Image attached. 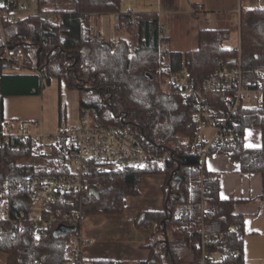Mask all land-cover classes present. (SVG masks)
Wrapping results in <instances>:
<instances>
[{"label": "trees", "instance_id": "1", "mask_svg": "<svg viewBox=\"0 0 264 264\" xmlns=\"http://www.w3.org/2000/svg\"><path fill=\"white\" fill-rule=\"evenodd\" d=\"M51 1L36 0L35 13L14 19L0 17V124L4 120L5 96L40 93L51 78H56L68 90L78 91L79 110L95 107L105 117L129 122L165 159L162 164L110 172L92 167L90 185L97 182L99 188L57 195L50 213L57 214L58 219L74 210L83 217L121 214L126 198L139 194L138 183L143 175L163 174L162 208L140 211L134 219L137 228L150 231L140 244L148 250L146 259L158 264H201L197 220L203 198L206 252L219 251L222 264H243L244 220L235 210L241 201L233 196L220 197L218 175L201 166L199 154L192 149L193 102L163 92L157 81L161 66L168 73L185 66L196 79L216 69L222 58L232 54L223 45L229 30L201 29L197 47L183 54L172 53L171 66H165V54L157 49L160 22L156 12L121 9V0H63V7L48 11L45 6ZM108 13L115 16V31L134 29L137 42L133 49L124 39L109 43L92 34L91 17ZM239 38L244 81L264 88V7L240 9ZM5 48L21 49L30 72H5ZM248 127L260 128V146H245L243 136ZM234 128L242 139L211 148L209 155L226 153L239 162L242 172H259L264 179V93L261 105L240 109ZM31 153L25 147H0V186L7 189L15 218L22 226L7 223L0 233L3 264H68L72 253L68 245L81 226L55 221L41 228L36 236L27 216L20 214L30 207L26 188L29 177L36 172L57 173L55 168L35 170L32 165L18 164L19 158Z\"/></svg>", "mask_w": 264, "mask_h": 264}, {"label": "built area", "instance_id": "2", "mask_svg": "<svg viewBox=\"0 0 264 264\" xmlns=\"http://www.w3.org/2000/svg\"><path fill=\"white\" fill-rule=\"evenodd\" d=\"M15 16L17 15L9 13L6 4L0 0V17L14 19ZM98 38L109 43L118 42V39L107 41L102 34H98ZM157 49L161 54L169 50L167 36L161 25L157 36ZM229 50L232 54L222 58L218 67L201 79L194 78L185 66L169 73L163 71L162 66L158 69L157 81L163 92L176 94L183 101L193 102L195 105L192 114L195 126L192 149L199 154L201 166L204 165L211 148L228 146L242 139L234 128L240 109L263 103L264 88L261 85L253 87L244 81L240 38L238 46L229 47ZM4 59L7 73L31 70L26 65L27 58L19 48H5ZM58 124L57 133L54 135H46L40 129H33L38 126V122L27 126L4 121L0 124V147H25L38 155L54 153L59 157L60 167L56 169L57 173L36 172L27 180L30 207L20 214L27 216L35 228L36 236L41 228L55 221H70L82 226L86 217L79 210L71 211V214H66L62 219H58L57 214L50 213L49 210L59 194H70L88 188L91 191L98 189L97 182L90 185L89 173L92 167L102 172H110L126 167L142 168L162 164L165 159L163 154L153 150L150 141L132 124L121 118L105 117L95 107L80 109L73 124H67L62 115ZM207 130H210L209 134L206 133ZM204 212L205 203L201 198V215L197 220L201 234V264H222L219 251L208 253L205 250L208 237L202 219ZM15 216L8 191L0 186V233L7 223L17 224L22 228ZM89 244L91 240L83 238L79 230L68 245L72 251L68 264H90L81 254L82 247ZM128 264L158 263L144 259Z\"/></svg>", "mask_w": 264, "mask_h": 264}, {"label": "crops", "instance_id": "3", "mask_svg": "<svg viewBox=\"0 0 264 264\" xmlns=\"http://www.w3.org/2000/svg\"><path fill=\"white\" fill-rule=\"evenodd\" d=\"M219 7L228 9V0H157L156 9H152L151 12L158 14L163 29L165 23L175 24L181 18L188 21L187 32L192 34L194 44L196 43L194 46L197 47L198 33L201 29L220 28L218 17L214 16L215 18L211 19L212 13H215L216 8ZM101 15H93L91 19L98 21ZM90 26L92 32H98L96 27ZM165 34L169 47L168 53H165V59L168 54L169 59L165 62L171 66V54L181 53V51H171L170 44L173 43V36L169 35L170 33ZM196 47H191V50ZM71 91L77 94L78 105V91ZM40 118L41 92L8 95L3 98L4 122H13L15 125L22 123L27 126L38 122ZM64 118L67 120L65 115ZM243 139L246 147L260 146V128H246ZM204 165L208 171L218 175L221 198L233 196L241 201L236 205L235 210L243 216L244 220L243 264H264V179L262 175L259 172H242L238 161L221 152L208 155ZM164 180L163 174H145L138 183L139 194L126 198L123 213L96 214L86 217L80 234L83 238L90 239L91 244L82 247V257L87 260L108 259L130 262L146 259L148 250L141 248L140 244L148 236V230L137 228L134 219L140 211L162 208Z\"/></svg>", "mask_w": 264, "mask_h": 264}, {"label": "rangeland", "instance_id": "4", "mask_svg": "<svg viewBox=\"0 0 264 264\" xmlns=\"http://www.w3.org/2000/svg\"><path fill=\"white\" fill-rule=\"evenodd\" d=\"M6 2V7L9 8V13L23 16L25 14L35 13L37 11L36 0H2ZM10 2V3H9ZM157 0H121V9H129L133 12L151 11L156 9ZM66 4L63 0H53L45 6L46 10L53 11L55 8L63 7ZM227 4V2H226ZM251 7H264V0H228V9L216 8L215 13H212V20L218 17L219 27L229 30L228 38L223 42L227 48L238 46L239 43V11ZM168 14V13H167ZM214 14V15H213ZM169 15V14H168ZM187 18V17H186ZM115 16L113 14H102L97 20H90V25L96 27L98 32L108 40L124 39L129 42L130 49H133L137 39L134 29H123L119 32L114 29ZM188 21L180 19L175 24L165 23L164 32L170 33L173 36V43L170 44L171 51L191 50L194 46L192 34L187 32L189 26ZM200 24V23H199ZM97 31L92 32L96 35ZM99 34V33H98ZM97 34V35H98ZM168 53V52H167ZM183 54V53H182ZM169 54L164 59L165 66H168L165 61H168ZM79 109L77 105V94L74 91L68 90L63 81L56 78H51L49 83L45 84L41 91V118L38 121V126L35 130H42L46 135H54L57 133L60 116H66L67 124L75 123ZM207 134L210 130L206 131ZM38 155L31 153L29 157L18 159L20 165H32L35 170L59 168V157L54 154ZM147 230V229H146ZM148 230V235H149ZM4 263V255L0 253V264Z\"/></svg>", "mask_w": 264, "mask_h": 264}, {"label": "water", "instance_id": "5", "mask_svg": "<svg viewBox=\"0 0 264 264\" xmlns=\"http://www.w3.org/2000/svg\"><path fill=\"white\" fill-rule=\"evenodd\" d=\"M165 240L167 241V238H165Z\"/></svg>", "mask_w": 264, "mask_h": 264}]
</instances>
